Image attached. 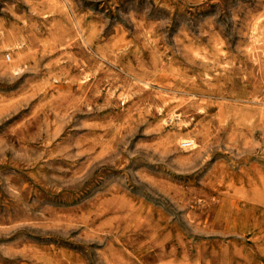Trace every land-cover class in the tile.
<instances>
[{
	"label": "rangeland",
	"instance_id": "1",
	"mask_svg": "<svg viewBox=\"0 0 264 264\" xmlns=\"http://www.w3.org/2000/svg\"><path fill=\"white\" fill-rule=\"evenodd\" d=\"M263 52L264 0H0V264H264Z\"/></svg>",
	"mask_w": 264,
	"mask_h": 264
},
{
	"label": "bare ground",
	"instance_id": "2",
	"mask_svg": "<svg viewBox=\"0 0 264 264\" xmlns=\"http://www.w3.org/2000/svg\"><path fill=\"white\" fill-rule=\"evenodd\" d=\"M57 4H58V3H57ZM52 5H53V4H52ZM55 5H56V4H55ZM59 5H60V3H59ZM47 6H48V5H47ZM50 6H51V5H49L48 7H50ZM69 6H70V5H69ZM52 7H53V6H52ZM62 7H64V6H62ZM44 8H46V7H44ZM53 8H54V7H53ZM58 8H59V6H58ZM60 8H61V6H60ZM60 8H59V9H60ZM64 8H65V7H64ZM54 9H55V8H54ZM59 9H58V10H59ZM45 10H47V8H46ZM61 11H63V10H61ZM41 13H42V12H41ZM40 17H41V16H40ZM47 17H48V16H47ZM36 18H37V17H36ZM45 19H46V18H45ZM48 20H49V19H48ZM48 20H47V21H48ZM9 31H10V30H9ZM87 38H88V37H87ZM82 40H83V39H82ZM261 41H262V40H261ZM258 42H259V41H258ZM3 43H4V42H3ZM85 44H86V43H85ZM14 48H15V47H14ZM19 49H20V48H19ZM22 49H23V48H22ZM263 53H264V52H263ZM17 54H19V53L17 52ZM22 54L24 55V53H22ZM20 55H21V54H20ZM18 58H19V56H18ZM18 58H17V59H18ZM11 59H12V58H11ZM18 60H19V59H18ZM18 60H17V61H18ZM20 60H21V58H20ZM17 61H16V62H17ZM16 62H15V63H16ZM10 63H11V62H10ZM12 63H14V62L12 61ZM15 63H14V64H15ZM11 67H12V66H11ZM259 67H260V66H259ZM1 68H2V67H1ZM5 68H6V67H5ZM6 70H7V68H6ZM13 70H20V67H19V66H15V67L13 66ZM10 72H11V71H10ZM8 73H9V71H8ZM9 74H11V73H9ZM15 106H16V105H15ZM17 106H18V105H17ZM188 140H190L194 146L197 145V141L195 140V138H194L193 136H189ZM12 184H13V183H12ZM62 229H63V228H62ZM46 258H47V257H46ZM49 264H50V263H49Z\"/></svg>",
	"mask_w": 264,
	"mask_h": 264
},
{
	"label": "built area",
	"instance_id": "3",
	"mask_svg": "<svg viewBox=\"0 0 264 264\" xmlns=\"http://www.w3.org/2000/svg\"><path fill=\"white\" fill-rule=\"evenodd\" d=\"M192 142L188 139H185L184 141L181 142L182 146L189 147L191 146Z\"/></svg>",
	"mask_w": 264,
	"mask_h": 264
}]
</instances>
